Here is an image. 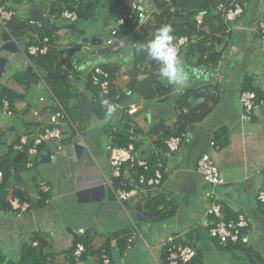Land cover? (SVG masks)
Masks as SVG:
<instances>
[{"label":"crops","instance_id":"1","mask_svg":"<svg viewBox=\"0 0 264 264\" xmlns=\"http://www.w3.org/2000/svg\"><path fill=\"white\" fill-rule=\"evenodd\" d=\"M85 4L93 5V17L82 23L81 34L75 35L73 25L59 16L60 11L69 9L71 2L67 0H0V5L12 11L15 21L24 26V33L13 39L0 30V90L23 91L14 75L32 69L24 48L50 36L54 45L68 42L58 50L61 69L65 65L81 68L69 70L65 78L86 98L81 103L86 118L80 130L64 124L60 149L52 141L44 143L31 167L27 162L32 158L20 156L14 145L21 135L31 141L45 126L51 91L41 79L24 100L14 104L13 116H7L0 103V160L21 157L16 166L7 168L0 184V264H102L101 249L107 251L110 264H165L161 243L168 236L181 244L189 241L195 247V264H250L242 248L264 262V204L256 201L264 183V106L255 110L247 122L241 120L239 103V95L247 86L255 88L264 99V41L255 30L264 15V0L246 2L243 15L233 23L221 18L223 31L215 20L204 23V34L213 38L207 46L222 54L216 67H195V58L184 50L179 57L189 72L186 85H172L166 96L144 102L133 116L123 112L127 115L123 122H130L137 132L138 157L159 161L165 170L159 188L138 189L137 195L124 203L117 202L106 185L110 165L105 127L109 123L116 126L121 116L118 108L111 118L98 120L92 115L91 97L85 89L89 73L85 63L94 57L96 48L80 44L78 38L94 36L105 43L118 27L117 44L108 47L110 54L102 58L117 68L113 83L124 94L131 82L129 70L135 52L138 55L140 49H145L143 45L151 38L140 33L136 40L133 34L151 23L152 17L147 16L131 30V26H117L130 11L128 0H86ZM29 21L41 23L42 28L26 25ZM71 47L78 48L72 57L67 54ZM186 90L203 95L196 104L210 97L217 98V103L203 121L187 128L189 138L180 149L168 154L162 144L163 134L151 130L163 121L166 128L171 127V120L182 110L178 99ZM40 98L46 103L39 102ZM204 153L211 155L224 181L215 188L224 218L245 214L250 220L247 244L242 248L221 246L208 234L211 219L206 211L210 202L205 192L209 188L195 172L196 162ZM40 182L50 187L48 194L39 191ZM15 193H22L31 206L19 216L5 204ZM159 195L166 208L173 211L171 215L166 213L162 221L149 220L136 210L138 203ZM158 209L165 208L160 205ZM77 243L86 247L78 260L72 254Z\"/></svg>","mask_w":264,"mask_h":264},{"label":"built area","instance_id":"2","mask_svg":"<svg viewBox=\"0 0 264 264\" xmlns=\"http://www.w3.org/2000/svg\"><path fill=\"white\" fill-rule=\"evenodd\" d=\"M80 0H74V3H78ZM124 1V0H118ZM130 4V11L126 18L129 20L137 19L138 22H142L147 16L152 14V6L149 0H128ZM74 4L71 9H64L60 11L59 16L71 24H74L78 20L76 7ZM246 7V3H239L236 0H226L217 5L216 9L220 13L221 18L225 23H233L239 19ZM14 18V13L7 10L4 6L0 5V30L2 33H7L10 38L13 39L12 35L9 34L8 24ZM202 16L197 15L195 17L196 28L202 30ZM124 19L117 22V26H121ZM28 25H36L38 28H42L41 23H36L33 21L27 22ZM117 28L113 30L110 34L112 38L107 39L103 42V47H114L117 43L118 32ZM255 30L261 40L264 41V15L257 22ZM198 40L197 36L191 38L181 37L177 41L173 42L178 56L181 52L187 50L191 45L196 44ZM116 41V42H115ZM68 42H60L54 45L50 38L44 37L42 40L35 44H28L24 51L25 59L29 62L31 57H36L37 55L46 54L49 49H56L60 51V46H67ZM88 63L90 79L93 85L99 86L104 94L108 93L109 90V73L103 68L105 65H112L109 59L102 58V55L95 53L94 57L87 61ZM80 70L81 68L76 65L67 66L62 68V73L68 78L69 70ZM153 76L156 81L161 84L164 89L169 88V84L166 80H161L158 74V69L153 72ZM127 102L123 104H117V108L125 111L128 116L135 115L140 108L143 106L144 101L133 100L132 92L126 90L124 92ZM1 105L4 109V113L7 116H13L14 110L10 108L9 102L6 98L2 99ZM39 102L46 103L42 98ZM239 103L242 110V121L249 122L255 110L259 107L264 106V99L259 100L257 93L253 91H242L239 95ZM46 122L45 126L36 133L31 141H29L28 136L21 135L14 145V150L18 154H24L29 156L30 159L27 165L31 167L33 165L34 159L38 154V149L46 142H54L58 149L62 144L63 131L62 127L64 124L69 125L75 130L70 118L68 117L66 111L60 102L51 93L49 101L46 103L45 108ZM35 115H38L35 112ZM113 130L116 131V126H113ZM171 125L170 129L173 130ZM131 136L129 143L124 147H119L115 144V138H107L105 145L106 152L108 154L109 165H110V177L106 179V185L110 189L112 195L119 203H124L129 201L132 197L137 195L138 189L159 188L162 184V178L165 170L159 161L154 164V170L151 173L149 160H141L138 157L135 148V141L138 136L135 133V128L132 126L130 130ZM189 134L187 131H183L179 134L174 133L163 140V144L166 148L168 154L177 152L182 143L188 140ZM211 147H214V143H211ZM195 172L200 176L203 183L208 186L209 189L205 192V197L209 200V206L206 211V217L211 219V226L208 229V234L212 239H215L219 245L225 246L230 244H241L246 245V234L250 227V220L245 214H238L236 218L226 220L223 215L222 206L219 201V197L215 192V188L224 183L221 178L219 168L215 164L209 153L202 154L197 162ZM133 174L137 177L134 179ZM115 180H119L116 184ZM3 181V174L0 171V184ZM132 186L131 189H127L126 186ZM39 191L43 194H48L50 187L45 182L39 183ZM157 197V196H156ZM256 201L258 203L264 204V183L259 188ZM9 209L16 214L21 215V213H26L30 209V203L28 201H21L19 197L12 196L7 201ZM162 248L165 251V264H195L194 260L196 257V249L189 242L179 243L175 238L168 236L162 243ZM86 252V247L77 243L73 250L74 259H80ZM102 264H110V257L105 249L100 250Z\"/></svg>","mask_w":264,"mask_h":264},{"label":"trees","instance_id":"3","mask_svg":"<svg viewBox=\"0 0 264 264\" xmlns=\"http://www.w3.org/2000/svg\"><path fill=\"white\" fill-rule=\"evenodd\" d=\"M67 1L68 3L71 2L69 9H71V7L76 4L73 0ZM85 1L86 0H80L76 4L78 20L72 24L74 27L73 33L75 35L81 34L80 25L93 17L94 7L91 4H85ZM225 1L226 0H151L153 7L151 14L152 22L140 27L138 32H135L133 36H135L136 40L139 39L140 33L145 36L149 35L152 37L158 28L166 24L170 25L173 29L172 35L175 37L173 42L177 41L181 37H198L196 44L191 45L186 50L188 54H191L195 58V67L204 70L216 67L221 59L222 54L221 52H214L211 47L207 46V43L212 42L213 38L207 37L203 30L196 28L195 17L197 15L202 16V26H204V23L209 24L212 20H215L218 23V29L221 31L225 30V26L221 20V15L216 9L219 3ZM236 1L239 3H246L249 0ZM26 25L28 24L26 23ZM138 25L139 22L137 19L129 20L125 18L121 28L131 26V30H134ZM22 27L24 26L19 25L13 18L8 24L9 34L15 37L18 33H24ZM4 35L9 37L7 33H4ZM46 37L50 38L51 40L50 36ZM43 38L44 37H42L41 40ZM26 46L24 49H26ZM136 53L137 51L135 52V62L129 70L131 82L128 90L132 92L133 100L149 102L155 98L166 96L169 93L172 85H170L169 88L164 89L161 84L156 81L155 77L153 76V72L158 69L157 63L148 57L146 49H140L138 55ZM29 62L31 63L32 69H29L25 72H18L14 75L15 82L19 88H22L23 91L17 92L15 90L3 87L0 90V101L6 98L9 102L10 108L13 109L14 104L24 100L28 91L32 87L37 86L40 80L43 79L51 93L63 106L75 129L80 130V127L86 118L82 112L81 103L82 101H86V98L82 96L78 90L75 89L73 85H71L69 79L65 78L63 75L60 54L58 50L53 48L49 49V51L44 55L31 57ZM103 68L109 73V90L107 94H104L99 86L92 84L90 75H87L85 82V89L91 97V113L98 120L108 117L106 115L105 106L101 104L102 99L109 100V102L113 105L123 104L128 101L125 97V94L120 93L114 86L113 81L115 79L117 68L113 67L112 65H105ZM144 81H147L148 83L141 85V83ZM243 91H253L257 93L259 100H263L261 93L251 86H247ZM202 96L203 95L198 93L196 90H186L178 99V106L182 109L181 113L176 115V117L171 120V125L174 127L173 130H171L170 127L166 128L164 125L165 121H163L157 124L151 131L153 133L156 132L163 134L162 139L164 140L172 134V131H174L176 134H179L183 131H186L189 126L203 121L212 110L213 105L217 103V98L210 97L203 102H197L198 104H196L195 101H198L200 98H202ZM192 102H194V106L191 105ZM183 109H185V112H183ZM123 112L124 111L118 109L117 113L121 117L119 120H117L116 124L117 129L119 125L122 128L118 129V131H114L113 123H109V125L105 127L107 138H115V144L119 147H124L129 143L131 136L130 130L132 128V124L130 122H123V119H125L127 116H125ZM135 133H137L136 130ZM20 156L26 157L24 154H20ZM20 161L21 157L15 158L14 161H11L7 157L1 159L0 171L3 174V177L6 174L8 167L12 165L16 166V163H19ZM149 164L152 173L154 170L155 160L150 159ZM164 176L165 174L163 175L162 181ZM134 179L136 180L137 177L134 176ZM115 183L118 184L119 180H115ZM126 187L129 189L132 186L128 185ZM12 196H18L21 201H26V198L22 193H15ZM5 204H7L9 208L8 203L5 202ZM160 205H163L165 209H158ZM166 207L167 205L163 196L159 195L157 197L145 199L142 204L138 203L136 205V210H138L149 220L162 221L168 213L170 215L173 213L171 208ZM236 217L237 216L234 218ZM226 220H229V217H227ZM233 245L237 248H242L241 244H228V246ZM242 249L244 250L243 252L246 253V257L248 258L250 264H264L258 255L248 251L245 248Z\"/></svg>","mask_w":264,"mask_h":264},{"label":"clouds","instance_id":"4","mask_svg":"<svg viewBox=\"0 0 264 264\" xmlns=\"http://www.w3.org/2000/svg\"><path fill=\"white\" fill-rule=\"evenodd\" d=\"M172 32V27L167 24L158 28L143 47L148 57L157 63L158 74L162 81L166 80L171 85L184 87L189 79V72L186 71L182 58L177 54ZM101 104L105 106L106 115L109 118L116 113L117 106L111 104L109 100L102 99Z\"/></svg>","mask_w":264,"mask_h":264},{"label":"water","instance_id":"5","mask_svg":"<svg viewBox=\"0 0 264 264\" xmlns=\"http://www.w3.org/2000/svg\"><path fill=\"white\" fill-rule=\"evenodd\" d=\"M79 43L83 45H90L92 48H96V52L99 55H108L110 54V50L107 47H103V39L98 37H89V36H82L79 37ZM78 50L77 47H71L67 50V54L69 56H73V54ZM90 49H87L89 51ZM147 81L141 83V85L147 84Z\"/></svg>","mask_w":264,"mask_h":264},{"label":"rangeland","instance_id":"6","mask_svg":"<svg viewBox=\"0 0 264 264\" xmlns=\"http://www.w3.org/2000/svg\"><path fill=\"white\" fill-rule=\"evenodd\" d=\"M122 31H125L124 29H122ZM64 130H66L65 128H63Z\"/></svg>","mask_w":264,"mask_h":264},{"label":"bare ground","instance_id":"7","mask_svg":"<svg viewBox=\"0 0 264 264\" xmlns=\"http://www.w3.org/2000/svg\"><path fill=\"white\" fill-rule=\"evenodd\" d=\"M162 144H163V142H162ZM132 175V174H131Z\"/></svg>","mask_w":264,"mask_h":264}]
</instances>
